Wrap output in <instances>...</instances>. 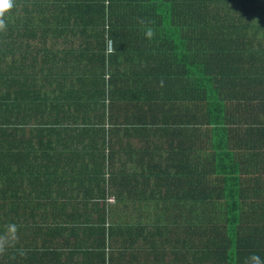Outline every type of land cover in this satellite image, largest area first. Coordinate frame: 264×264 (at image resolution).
Returning a JSON list of instances; mask_svg holds the SVG:
<instances>
[{"label":"trees","instance_id":"1","mask_svg":"<svg viewBox=\"0 0 264 264\" xmlns=\"http://www.w3.org/2000/svg\"><path fill=\"white\" fill-rule=\"evenodd\" d=\"M4 19L0 264L264 261V0H13Z\"/></svg>","mask_w":264,"mask_h":264},{"label":"clouds","instance_id":"2","mask_svg":"<svg viewBox=\"0 0 264 264\" xmlns=\"http://www.w3.org/2000/svg\"><path fill=\"white\" fill-rule=\"evenodd\" d=\"M13 7V0H0V31L5 30L6 23L4 19L5 13ZM149 30L148 35L151 36ZM17 239V225L8 224L3 234H0V254L4 253L8 248L12 247ZM252 264H264L259 256L253 255L250 257Z\"/></svg>","mask_w":264,"mask_h":264},{"label":"built area","instance_id":"3","mask_svg":"<svg viewBox=\"0 0 264 264\" xmlns=\"http://www.w3.org/2000/svg\"><path fill=\"white\" fill-rule=\"evenodd\" d=\"M107 43H108V48H107L106 52L108 53L111 49V44H110V42H107ZM107 201H111V200L108 199Z\"/></svg>","mask_w":264,"mask_h":264},{"label":"rangeland","instance_id":"4","mask_svg":"<svg viewBox=\"0 0 264 264\" xmlns=\"http://www.w3.org/2000/svg\"><path fill=\"white\" fill-rule=\"evenodd\" d=\"M73 46H75V43H74V45ZM106 50H107V48H108V43L106 44ZM108 189H110L109 187H108ZM109 200H111V198H109Z\"/></svg>","mask_w":264,"mask_h":264},{"label":"crops","instance_id":"5","mask_svg":"<svg viewBox=\"0 0 264 264\" xmlns=\"http://www.w3.org/2000/svg\"><path fill=\"white\" fill-rule=\"evenodd\" d=\"M108 202H112V200L111 201H108Z\"/></svg>","mask_w":264,"mask_h":264}]
</instances>
